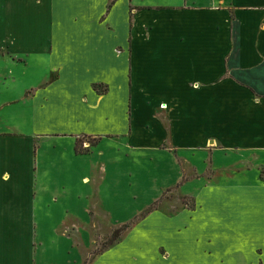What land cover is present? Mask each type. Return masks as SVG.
Listing matches in <instances>:
<instances>
[{"label":"rangeland","instance_id":"rangeland-1","mask_svg":"<svg viewBox=\"0 0 264 264\" xmlns=\"http://www.w3.org/2000/svg\"><path fill=\"white\" fill-rule=\"evenodd\" d=\"M117 1L103 9L105 0H54L53 25L42 35L33 21L46 0L7 6L11 15L28 14L34 31L17 19L12 35H0V192H27L30 200L29 213L0 216V237L12 241L0 247V264H264V214L249 223L243 197L251 180L264 179V167L239 150L228 153L224 140H212L206 151L173 149L161 119L126 114L130 66L116 50L124 35L103 31L112 7L110 26L125 20L124 5L112 6ZM151 81L140 73V94L161 101ZM89 85L110 91L98 110L83 114L75 104L93 100ZM78 132L79 149L91 145L88 153L75 152V138L55 137ZM9 156L22 158L12 163ZM4 170H17L19 181L4 185Z\"/></svg>","mask_w":264,"mask_h":264},{"label":"crops","instance_id":"crops-1","mask_svg":"<svg viewBox=\"0 0 264 264\" xmlns=\"http://www.w3.org/2000/svg\"><path fill=\"white\" fill-rule=\"evenodd\" d=\"M107 1L103 2V9ZM46 2L47 11L43 6L38 8L41 16L33 21L36 34L40 35V30L48 31L53 25L49 6L54 0ZM132 2L118 0L112 5H124L125 20L120 28L111 27L108 20L112 7L103 29L112 38L124 35V42L116 50L120 51L117 56L123 55L130 66L126 114H146L153 122L155 118L161 119L174 139L173 149L206 151L212 140L215 143L224 140L228 153L231 149L239 150L255 167H264V0H181L175 6L162 8L132 5ZM12 4L30 2L0 0V35H12L10 24L17 19L30 26L28 14L23 16V13L20 18L21 10L13 15L8 12L7 6ZM30 42H34L33 37L27 38L26 43ZM140 73L143 81L152 78L149 83L152 92L157 93L161 88V101L149 96L145 99L140 94ZM89 90L93 100L81 98L80 104H75L83 114L98 110L110 87L104 94H98L91 85ZM156 109L159 113L153 115ZM82 134L54 135H62L73 144ZM25 141L24 145H31L30 139ZM21 158L9 156L12 163ZM3 159L0 155V160ZM18 174L17 170L13 173L4 170L1 175L4 185L17 183ZM251 181L253 184L243 190L244 202L250 206L246 215L249 223L257 213L264 214V179ZM21 194L10 190L0 192V216L29 213L30 193ZM21 216L23 221L27 215ZM10 243L11 239L5 238L3 232L0 247Z\"/></svg>","mask_w":264,"mask_h":264},{"label":"trees","instance_id":"trees-1","mask_svg":"<svg viewBox=\"0 0 264 264\" xmlns=\"http://www.w3.org/2000/svg\"><path fill=\"white\" fill-rule=\"evenodd\" d=\"M80 139L77 140L76 142V147H75V152L78 154H85L88 153V149L89 147H91V145L88 148H81L79 149V144H80ZM96 143V142H95ZM129 227L127 225L122 226L121 228L115 230L111 236L110 239L107 240V242L102 246V248L97 251V255H101L103 254L106 250H108L111 246H113L116 241L119 239L120 235L122 232H125Z\"/></svg>","mask_w":264,"mask_h":264}]
</instances>
